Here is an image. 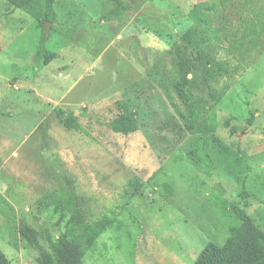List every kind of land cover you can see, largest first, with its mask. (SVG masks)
Returning <instances> with one entry per match:
<instances>
[{"label": "rangeland", "instance_id": "obj_1", "mask_svg": "<svg viewBox=\"0 0 264 264\" xmlns=\"http://www.w3.org/2000/svg\"><path fill=\"white\" fill-rule=\"evenodd\" d=\"M206 1L56 0L50 23L42 5L0 0V250L11 264H39L23 221L48 249L62 235L40 202L65 193L91 220H112L82 264H193L209 243L264 235V44L211 100L199 59L209 34L188 39ZM247 1L264 17V0ZM246 2L220 19L237 25ZM234 54L227 46L219 61ZM178 56L192 72L189 102L215 109L213 133L193 134L177 114L188 110ZM125 108L138 115L131 135L111 129Z\"/></svg>", "mask_w": 264, "mask_h": 264}, {"label": "trees", "instance_id": "obj_2", "mask_svg": "<svg viewBox=\"0 0 264 264\" xmlns=\"http://www.w3.org/2000/svg\"><path fill=\"white\" fill-rule=\"evenodd\" d=\"M15 9L36 13L40 6L44 7V19L50 23L56 21L54 3L56 0H2ZM118 8L123 6L116 0ZM246 2V0H245ZM250 2L243 4L237 25L224 23L220 17L228 10L233 0H211L197 4L192 17L196 26L188 32L189 42L202 29L207 32L208 49L202 50L200 60L206 59L207 67L204 80L209 90L208 97L218 100L230 87V80L239 75L253 58V54L264 44V17L262 12L254 11ZM41 6V7H42ZM47 37L43 38V42ZM232 49L234 62L219 61L220 53ZM37 56L45 63L51 62L55 54L44 44L38 49ZM179 78L175 84L178 97L188 102V110L176 108L178 116L184 122L185 128L193 134L213 133L216 129V112L210 103L201 105L199 102L190 103L189 85L193 78L186 62L178 56ZM219 95V96H217ZM210 109V110H209ZM136 112L125 108L123 113L111 122L113 132L131 135L139 130ZM69 128L78 129V125L68 124ZM245 134V129L240 130ZM41 213L51 210V217H58L57 226L63 228V233L56 239L48 236L49 248L40 241L38 231L26 222L20 226V234L26 246L38 254L39 264H82L86 252L95 246L101 236L108 230L112 220L103 215L96 220L86 216L81 208L67 193L59 194L55 198H47L40 202ZM0 264H11L0 250ZM193 264H264V235H255L243 241L229 237L220 246L209 243L200 253Z\"/></svg>", "mask_w": 264, "mask_h": 264}]
</instances>
